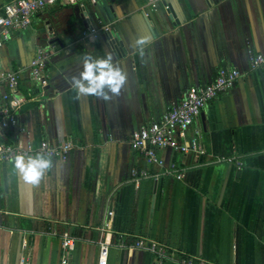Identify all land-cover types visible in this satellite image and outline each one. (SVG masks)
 Returning a JSON list of instances; mask_svg holds the SVG:
<instances>
[{
    "label": "crops",
    "instance_id": "0c3cea01",
    "mask_svg": "<svg viewBox=\"0 0 264 264\" xmlns=\"http://www.w3.org/2000/svg\"><path fill=\"white\" fill-rule=\"evenodd\" d=\"M11 1L0 0V15ZM83 2L84 13L94 5ZM108 2L110 17L86 14L88 28L76 18L77 5L57 3L0 48V74L23 71L19 92L27 98L18 127L1 131L0 142L75 143L66 162L52 159L37 186L25 183L12 162L0 163V264H20L24 244L31 264H61L65 236L77 240L67 264H98L104 240L112 244L108 264H154L148 253L118 248L138 238L194 263L264 264V66L251 69L248 58L264 54V0H157L156 10L149 0ZM106 31L124 42L127 54H114ZM92 32L97 39L84 36ZM140 37L150 41L143 60L134 47ZM38 47L53 53L52 96L32 90L26 71ZM108 55L127 74L120 94L109 102L77 99L70 80L82 58ZM222 68L243 76L188 131L208 156L159 150L166 167L175 164L179 172L158 176L131 135L159 121L191 87L213 82ZM232 156L242 169L214 161ZM134 170L152 177L137 187Z\"/></svg>",
    "mask_w": 264,
    "mask_h": 264
},
{
    "label": "built area",
    "instance_id": "2783aa9c",
    "mask_svg": "<svg viewBox=\"0 0 264 264\" xmlns=\"http://www.w3.org/2000/svg\"><path fill=\"white\" fill-rule=\"evenodd\" d=\"M84 0H12L8 3L0 15V48L4 47L16 31L25 30L31 27L34 17L57 3L63 2L67 5H84ZM96 4L97 0H89ZM152 8L156 9L157 0H149ZM85 37L97 39L96 32L85 33ZM53 53L49 49L38 47L29 67L26 69L31 88L39 89L43 96H52L55 91L48 90L50 86L49 75L47 72L48 63ZM251 69L264 66V54L248 55ZM23 71L13 74H0V85L4 83L7 92L0 87V98L3 105L0 106V132L18 127L17 112L27 101L19 92V80ZM243 74L238 69L222 68L216 78L210 84L204 86H193L186 94L180 104L175 105L159 121L145 126L131 135V143L135 150L141 152L147 163L158 167V176H167L178 173L175 164L166 167L164 160L158 154L159 150L171 149L182 155H190L194 159H203L208 156L207 151L198 137H189L188 131L203 109L214 100L220 93L226 92L235 87L236 83L242 78ZM20 133H26L24 127H19ZM75 149L73 141H65L54 145L44 140L38 145L28 141L26 145L22 143H3L0 142V163L12 162L17 155L35 156L37 153L45 154L47 157L66 162L71 152ZM216 163H226L235 165L237 169H242L244 163L238 157H224L214 160ZM133 181L139 187L143 180L150 179L152 175L147 171H133ZM155 177H157L155 175ZM184 173L178 174V179H182ZM57 235V233H53ZM76 238L65 236L62 239L63 256L61 264L68 263V256L75 250ZM112 244L107 241H100L98 264H108L109 254ZM120 249L138 250L150 254L154 258V264H207L205 261L194 263L192 258L178 256L165 245L149 238H138L132 243L124 240L118 244ZM26 244L23 246L20 264H31L26 255Z\"/></svg>",
    "mask_w": 264,
    "mask_h": 264
},
{
    "label": "clouds",
    "instance_id": "9594fccd",
    "mask_svg": "<svg viewBox=\"0 0 264 264\" xmlns=\"http://www.w3.org/2000/svg\"><path fill=\"white\" fill-rule=\"evenodd\" d=\"M149 42L148 37H140L134 41L136 52L142 60L145 57V47ZM82 59V70L70 80L77 99L91 96L97 100L109 102L113 96L120 94L127 82V74L114 63L111 55L103 58L86 56ZM12 166L25 183L37 186L54 165L50 157L37 153L35 156H15Z\"/></svg>",
    "mask_w": 264,
    "mask_h": 264
},
{
    "label": "water",
    "instance_id": "95a60500",
    "mask_svg": "<svg viewBox=\"0 0 264 264\" xmlns=\"http://www.w3.org/2000/svg\"><path fill=\"white\" fill-rule=\"evenodd\" d=\"M110 1L114 2V0H110ZM163 6L168 7L166 5V2H163ZM113 10L114 9L109 4L108 0H102L99 3L94 4L92 7H90L87 10H85V13L83 12V8H81L80 6H77V7L74 8V12L76 14V18L83 22V25L85 26V28L89 27L88 24H87V20L88 19H85L86 14H87V16L89 15L93 20H94V18L96 20H98V18L103 16L102 13H105V15L107 17H110V13H113ZM168 11H169L168 13L170 14V19L174 18V13L172 12L170 6L168 7ZM48 33L55 37V34L52 32L51 28L48 29ZM106 33H107V35L109 37L110 45H111V47H112V49L114 51V54L117 57H119L120 55L123 56L124 54L128 53L124 42L121 41L119 39V37L114 32L106 31ZM56 41L60 42L59 39H56ZM49 89H50V86H49L48 90Z\"/></svg>",
    "mask_w": 264,
    "mask_h": 264
}]
</instances>
